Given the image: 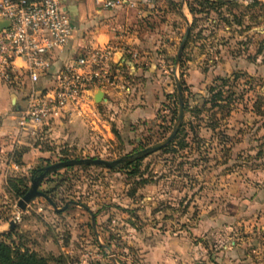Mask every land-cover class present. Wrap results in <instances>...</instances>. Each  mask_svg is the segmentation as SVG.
I'll list each match as a JSON object with an SVG mask.
<instances>
[{
  "label": "rangeland",
  "instance_id": "rangeland-1",
  "mask_svg": "<svg viewBox=\"0 0 264 264\" xmlns=\"http://www.w3.org/2000/svg\"><path fill=\"white\" fill-rule=\"evenodd\" d=\"M153 3L129 26L152 45L149 59L141 61L137 49L136 57L125 52L138 62L122 67L111 103L81 104L63 118L40 161L126 156L131 164L56 170L40 184L47 197L25 210L11 181H0V240L14 257L28 252L42 264H264V0ZM176 128L173 144L137 156ZM24 181L30 188V174Z\"/></svg>",
  "mask_w": 264,
  "mask_h": 264
},
{
  "label": "built area",
  "instance_id": "built-area-1",
  "mask_svg": "<svg viewBox=\"0 0 264 264\" xmlns=\"http://www.w3.org/2000/svg\"><path fill=\"white\" fill-rule=\"evenodd\" d=\"M97 2L109 8L123 0ZM0 21H8L0 30V79L14 85L20 76L28 78L21 129L35 133L59 124L95 90L122 87L121 58L114 60L112 43L85 47L55 67L57 53L66 49L76 30L64 0H0Z\"/></svg>",
  "mask_w": 264,
  "mask_h": 264
},
{
  "label": "crops",
  "instance_id": "crops-1",
  "mask_svg": "<svg viewBox=\"0 0 264 264\" xmlns=\"http://www.w3.org/2000/svg\"><path fill=\"white\" fill-rule=\"evenodd\" d=\"M124 1L126 2L124 6L98 8L94 6L93 0H81L74 5L70 3V0H64L76 30L74 38L66 49L57 53L55 67L70 62L85 47L102 46L109 43L110 40L125 47V51L118 50L114 56V60L122 57L119 63L120 69H123L122 67L125 65L130 68L135 67L134 62H138L136 59L126 57L125 52H131V50L142 51L141 61L148 60L149 54L152 53L148 49L152 45L139 38L137 32L130 30L129 26H132L131 20L135 14L145 12V8L154 6V3L152 4V0ZM124 29L125 31H123ZM118 55L121 56L118 57ZM134 70L132 68V71ZM251 72L249 71V73ZM260 72L255 70L253 74L258 75ZM28 89V78L25 76H20V82L14 85H9L0 79V181H4L5 185L7 180L12 177H24L30 174L40 164L41 159L48 158L49 151L45 146L43 147V144L53 141L52 132L56 125L60 124L43 130L37 129L35 133L21 129L19 125L20 109L25 103ZM100 90L104 93L103 101L111 103L116 90L113 88L99 89L85 99L81 110H84L85 106L90 107L96 101L95 97ZM75 115L74 111L72 116ZM259 196L264 198V185L261 187Z\"/></svg>",
  "mask_w": 264,
  "mask_h": 264
},
{
  "label": "water",
  "instance_id": "water-1",
  "mask_svg": "<svg viewBox=\"0 0 264 264\" xmlns=\"http://www.w3.org/2000/svg\"><path fill=\"white\" fill-rule=\"evenodd\" d=\"M6 26H8V21H0V30ZM187 33H188V30L186 31V34ZM182 47H183V44L181 45L180 52L182 50ZM120 58L122 59V57H120ZM115 60H117V59H115ZM95 99H96V101H102L104 99V93L102 90L98 91ZM180 101H181L180 120H182V118H183V103H182L181 95H180ZM176 133H177V128L173 131V133L169 137H167V139L165 141H163L161 143H156L152 146H149L145 149L140 150L138 152L137 156L142 157V156L150 154L156 150L161 149L162 147L166 146L167 144H169L172 141V139L175 137ZM126 160H127L126 156L120 157V158L115 159V160H106L103 158H95V157L70 158V159L61 160V161H58L56 163L48 165L46 167V172H52L54 170L61 169L64 167L82 165V164H98V165H104L108 168H112V167H115L117 164L122 163ZM46 172L42 173L36 179L32 180L31 187L26 192V194L19 200V207L22 210H25L29 201H31L35 197H37V196H46L47 197V195L42 190L39 189L40 183L44 179ZM66 207H67V205L64 206L63 209ZM15 224H16L15 220L11 221V229H13L15 227Z\"/></svg>",
  "mask_w": 264,
  "mask_h": 264
},
{
  "label": "trees",
  "instance_id": "trees-1",
  "mask_svg": "<svg viewBox=\"0 0 264 264\" xmlns=\"http://www.w3.org/2000/svg\"><path fill=\"white\" fill-rule=\"evenodd\" d=\"M179 131H177L175 137L172 139V141L167 144L166 146L162 148H167L169 145L173 144L175 142V139L178 135ZM123 164H131V161H124L122 163L117 164V166H121ZM50 165L49 163L46 164H39L37 165L30 173V179H36L39 175L42 173L46 172V167ZM85 165V164H83ZM112 167V168H115ZM59 170V169H57ZM56 170L52 171L55 172ZM52 172H46L45 177L51 174ZM44 177V178H45ZM11 182L9 183V188L11 191H13L14 195L17 198L23 197L26 192L29 190L28 185L24 181V177H12L9 179ZM43 181V180H42ZM41 181V183H42ZM40 183V184H41ZM40 188V187H39ZM41 190V189H40ZM45 194L46 192L43 191ZM0 264H42L40 260L36 259L34 255L24 252V253H19L16 257L12 255V248L6 244L4 241L0 240Z\"/></svg>",
  "mask_w": 264,
  "mask_h": 264
},
{
  "label": "bare ground",
  "instance_id": "bare-ground-1",
  "mask_svg": "<svg viewBox=\"0 0 264 264\" xmlns=\"http://www.w3.org/2000/svg\"><path fill=\"white\" fill-rule=\"evenodd\" d=\"M118 57H120V55H118ZM118 59V58H117Z\"/></svg>",
  "mask_w": 264,
  "mask_h": 264
}]
</instances>
